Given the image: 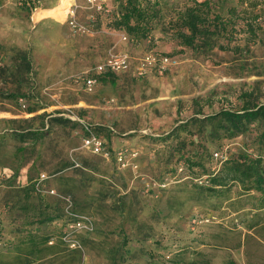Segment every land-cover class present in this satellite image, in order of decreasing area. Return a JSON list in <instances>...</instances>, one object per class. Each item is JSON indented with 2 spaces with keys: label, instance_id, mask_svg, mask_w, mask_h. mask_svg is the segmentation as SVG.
<instances>
[{
  "label": "rangeland",
  "instance_id": "374dc122",
  "mask_svg": "<svg viewBox=\"0 0 264 264\" xmlns=\"http://www.w3.org/2000/svg\"><path fill=\"white\" fill-rule=\"evenodd\" d=\"M23 1L0 0V169L8 177L0 207L12 242L0 249V264H167L182 252L187 263L264 264V196L239 194L236 185L224 198H206L195 187L208 186V177H192L183 159L169 158L206 144L212 153L220 145L264 158L258 127L224 139L206 123L246 101L264 106V0H208L212 14L228 19L235 9L238 18L227 37L194 48L179 44L176 20L204 0H142L158 11L146 39L113 29L121 0H104L101 13L85 0H37L32 10ZM111 58H125L126 69L114 84L85 92L78 78ZM67 115L102 128L112 150L125 145L135 156L121 168L88 153L80 123ZM36 131L42 140L19 136ZM44 209L63 222L73 221L70 213L88 217L92 231L74 233L71 247L70 226L59 235L58 223L26 225L41 222ZM29 232L53 237L51 251L24 242Z\"/></svg>",
  "mask_w": 264,
  "mask_h": 264
},
{
  "label": "trees",
  "instance_id": "16d2710c",
  "mask_svg": "<svg viewBox=\"0 0 264 264\" xmlns=\"http://www.w3.org/2000/svg\"><path fill=\"white\" fill-rule=\"evenodd\" d=\"M37 0H25L23 1V7L27 10H32L36 7ZM120 10L118 15L112 16V27L114 30L123 31L125 34L135 37L137 39H146L151 32V22L157 15L158 11L154 6L145 3L142 0H121ZM145 3V4H144ZM242 10L241 13H243ZM236 10L231 9V14L228 19H223L221 16L211 13V7L208 0H204L198 4H194L191 7L186 8L181 14L178 15L176 22L179 25V29L176 32V36L179 40V44L186 48H194L195 46L204 47L210 46V39L212 37H227L231 34L228 29L230 25L235 24ZM240 11L238 12V14ZM259 16H253L252 20L257 21ZM249 25V24H247ZM252 30L253 27L250 25ZM225 49V48H221ZM115 83V73H106L97 77V85L101 83ZM31 113V112H28ZM59 122L61 119H54L53 122ZM206 123L214 127L213 130L224 131V139H229L237 136L244 135L251 130V127H258L261 130L260 136L264 137V106L254 105L251 102L246 101L245 105L239 111H220L215 115L206 118ZM100 137L105 140V144L111 150L112 146L110 141L103 135H101L102 128H96ZM183 132L189 133L187 129ZM23 138H32L34 141L42 140L45 133L36 131L25 135H19ZM260 137V138H262ZM211 142V140H210ZM209 143V141H208ZM210 144V143H209ZM220 150V151H219ZM214 153H219L223 157L219 160V167L217 171H210V165L212 164ZM212 153L209 145H198L194 151L186 152L184 155L183 149L171 150L169 158H175L176 161L183 159L186 164V169L192 177L198 175H206L208 177V186L195 187L196 192L206 198L214 197L217 199L227 196L233 187L239 186V194H248L250 192H256L264 196V158L259 153L250 154L249 152H224L221 151L220 145L216 147V151ZM113 159V157H112ZM216 160V159H215ZM115 162V160L113 159ZM2 171V169H0ZM24 200L26 205H23V211H27L29 208L28 201L32 198L35 192L33 186L25 189ZM5 207H7L5 205ZM44 212L42 215H47L41 222L38 220H32L27 222L26 225L32 226L38 223L51 222L59 225V235L62 227H69L73 223L72 220L63 222L61 214L53 211L52 214ZM46 213V214H45ZM5 209L0 207V240L5 245H12L10 238L6 232L5 226ZM65 231V230H64ZM53 237L44 236L38 238L36 235L28 233L24 242L30 244L33 248H37V245H43L46 251H51L52 246H47L49 242H52ZM121 247L124 249L128 245L126 238L122 240ZM148 241V240H145ZM3 249V248H2ZM42 252L40 250H33V252ZM48 252V253H49ZM196 257L202 256L200 252L192 253ZM165 261V259H164ZM167 264H199L198 260H191L190 263L184 259L183 252L167 258ZM202 264H209L208 262H202Z\"/></svg>",
  "mask_w": 264,
  "mask_h": 264
},
{
  "label": "built area",
  "instance_id": "2783aa9c",
  "mask_svg": "<svg viewBox=\"0 0 264 264\" xmlns=\"http://www.w3.org/2000/svg\"><path fill=\"white\" fill-rule=\"evenodd\" d=\"M86 4L97 13H101L103 10L104 0H85ZM167 62L165 58L162 63ZM126 59L125 58H111L106 60L105 62L97 65L91 74L78 78L82 83L81 85L84 88V91L87 93H93L95 91V87L97 83V77L106 73H118L121 70L126 69ZM69 118L76 120L80 123V140H81V147L87 151L88 153L99 156L103 159H110L113 157L117 166L121 168H125L129 163V158L134 157L135 154L132 153L129 148L126 146L122 148H118L116 150H110L107 145L105 144V140L100 137L95 128L86 122L85 120H80L74 116H69ZM214 159L218 160L221 159L223 156L219 153H214ZM8 177L4 173V171H0V187L2 183ZM47 179L45 174H41L38 184L37 190L40 191V185ZM45 193L55 194L53 190H43ZM68 203L69 200H68ZM70 216L73 219V223L70 224L68 232L64 236V241L70 243L71 247H75L76 243L72 239V235L77 232H91L92 231V223L88 217L85 216H78L76 214L70 213ZM4 247L3 241L0 240V249Z\"/></svg>",
  "mask_w": 264,
  "mask_h": 264
},
{
  "label": "bare ground",
  "instance_id": "6f19581e",
  "mask_svg": "<svg viewBox=\"0 0 264 264\" xmlns=\"http://www.w3.org/2000/svg\"><path fill=\"white\" fill-rule=\"evenodd\" d=\"M57 10L58 12H63L62 7L58 8Z\"/></svg>",
  "mask_w": 264,
  "mask_h": 264
},
{
  "label": "crops",
  "instance_id": "0c3cea01",
  "mask_svg": "<svg viewBox=\"0 0 264 264\" xmlns=\"http://www.w3.org/2000/svg\"><path fill=\"white\" fill-rule=\"evenodd\" d=\"M98 87H99V85H96V87H95V88H96V89H98ZM96 89H95V90H96ZM124 146H125V145H123L122 147H124ZM122 147H121V148H122Z\"/></svg>",
  "mask_w": 264,
  "mask_h": 264
}]
</instances>
